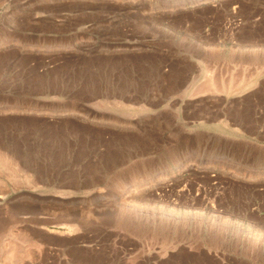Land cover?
Here are the masks:
<instances>
[{
	"label": "rangeland",
	"instance_id": "rangeland-1",
	"mask_svg": "<svg viewBox=\"0 0 264 264\" xmlns=\"http://www.w3.org/2000/svg\"><path fill=\"white\" fill-rule=\"evenodd\" d=\"M175 1L0 0V51L97 59L0 56V264H264V0Z\"/></svg>",
	"mask_w": 264,
	"mask_h": 264
},
{
	"label": "trees",
	"instance_id": "trees-1",
	"mask_svg": "<svg viewBox=\"0 0 264 264\" xmlns=\"http://www.w3.org/2000/svg\"><path fill=\"white\" fill-rule=\"evenodd\" d=\"M0 56L6 57L11 56L14 58L15 62L18 65H23L26 67V69L31 73V76L35 80H31L30 85H25L26 89L24 91H28L34 96L37 95H63L70 99H78V100H87L93 96H90L89 94H82L80 89H71L70 84L64 85L61 83V81H56L54 79L56 73L60 71L61 68L64 66H67V64L74 63L77 66L84 64V62L91 63L94 59L92 57H87L83 54L77 53V54H69L64 52H56V53H36V52H26L21 53L18 50H5L0 51ZM37 120H44L46 122V126L49 129L55 130V128L60 127L61 124L65 122H73L70 119H62V118H55L51 119L49 117H40L37 118ZM92 130H98L97 128L92 127ZM110 140V135L107 132H103L102 134V141L107 143ZM72 145H80V142H76L75 140H71ZM80 147V146H79ZM79 147L76 148V154L79 152ZM105 150H102L101 153H103ZM67 168L62 171V174L65 172H70L72 170V164L69 166H66ZM99 179V178H98ZM60 183L58 182H55ZM89 182H86V180H83V178H80L78 182H72V184H69L68 182L66 185H71L72 187L76 186H87Z\"/></svg>",
	"mask_w": 264,
	"mask_h": 264
},
{
	"label": "bare ground",
	"instance_id": "bare-ground-1",
	"mask_svg": "<svg viewBox=\"0 0 264 264\" xmlns=\"http://www.w3.org/2000/svg\"><path fill=\"white\" fill-rule=\"evenodd\" d=\"M199 1H202V0H177L175 1L176 2V5L177 3L178 4H190V3H200ZM174 3V2H173ZM175 5V6H176ZM54 48V47H53ZM58 47H55L54 49H57ZM210 80V79H209ZM185 166L184 162H178L174 165V172L177 171V170H180L182 169L183 167ZM166 176V175H165ZM135 183V182H134ZM129 184V183H128ZM141 188V187H140ZM139 185L138 184H133L131 187H128V189L125 191V193L123 195H121V200H122V203L124 202L125 205H127L126 203H128V200H132V199H129V197H133L135 193H137L139 190ZM134 199V198H133ZM133 201V200H132ZM132 206V205H131ZM124 207V206H123ZM129 209V208H128Z\"/></svg>",
	"mask_w": 264,
	"mask_h": 264
},
{
	"label": "water",
	"instance_id": "water-1",
	"mask_svg": "<svg viewBox=\"0 0 264 264\" xmlns=\"http://www.w3.org/2000/svg\"><path fill=\"white\" fill-rule=\"evenodd\" d=\"M30 109H28V111H29Z\"/></svg>",
	"mask_w": 264,
	"mask_h": 264
}]
</instances>
